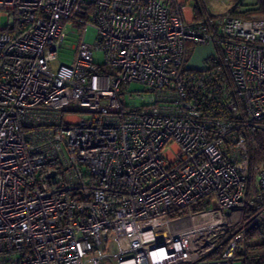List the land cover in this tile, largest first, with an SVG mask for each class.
<instances>
[{
  "label": "built area",
  "instance_id": "built-area-1",
  "mask_svg": "<svg viewBox=\"0 0 264 264\" xmlns=\"http://www.w3.org/2000/svg\"><path fill=\"white\" fill-rule=\"evenodd\" d=\"M243 9L188 21L180 0H0V264L235 260L247 209L264 221V163L247 188L264 17ZM69 22L75 55L54 70ZM189 45L210 48L206 65Z\"/></svg>",
  "mask_w": 264,
  "mask_h": 264
},
{
  "label": "trees",
  "instance_id": "trees-1",
  "mask_svg": "<svg viewBox=\"0 0 264 264\" xmlns=\"http://www.w3.org/2000/svg\"><path fill=\"white\" fill-rule=\"evenodd\" d=\"M195 19H201L207 16V11L202 0H194ZM236 15L246 19H256L264 17V2L256 0L253 7H244ZM191 46V45H190ZM249 151V176L247 180V188L249 195L255 194L254 181L257 167L264 163V131L257 130L248 136ZM208 197L197 199L189 204L186 209L201 210L209 205ZM254 209H247L244 222L249 225L245 234L244 242L238 247L235 256L240 258L242 264H264V221L250 224L248 222ZM185 211L180 210L178 213ZM227 242L222 241L220 245L211 252L208 257L220 256L225 249ZM205 264V263H197Z\"/></svg>",
  "mask_w": 264,
  "mask_h": 264
},
{
  "label": "rangeland",
  "instance_id": "rangeland-1",
  "mask_svg": "<svg viewBox=\"0 0 264 264\" xmlns=\"http://www.w3.org/2000/svg\"><path fill=\"white\" fill-rule=\"evenodd\" d=\"M217 1L219 3L223 2L224 4H226V6H228V5H232L233 3H235L236 1H239V0H217ZM240 1H241V4L243 7H248L252 3H256V0H240ZM211 10L213 13H220L221 12V11L217 12V10L214 11L213 9H211ZM0 24L1 25L6 24V18L5 17H1ZM77 28L78 27L75 24H72L70 22L65 25V30L67 32V36L65 38L64 44L62 45V47L57 52V56H56L55 60L50 62V67L52 69L55 70L60 64H69L71 62V60L73 59V57L75 55V46L77 43V39H76V35H75V31ZM84 40L93 50V61L96 62L97 64H102L103 63V51L101 50V48L96 46V30L94 27L88 26L85 28ZM192 52H193V48H191V46L189 45L187 47L188 57L192 56ZM192 60L193 59L191 58V60L189 61L190 66L201 67L200 62H197V61L193 62ZM207 62L208 61L205 60L203 62V64L206 65ZM131 88L132 89H134V88L140 89L141 87L136 83H132ZM135 103L140 104L141 101L136 100ZM100 264H116V263L111 259V257L107 256V257L102 259ZM231 264H242V261L240 258L236 257L235 260Z\"/></svg>",
  "mask_w": 264,
  "mask_h": 264
},
{
  "label": "crops",
  "instance_id": "crops-1",
  "mask_svg": "<svg viewBox=\"0 0 264 264\" xmlns=\"http://www.w3.org/2000/svg\"><path fill=\"white\" fill-rule=\"evenodd\" d=\"M184 5V14L188 21L197 20L195 19V11H194V0H180ZM202 3L206 9V11H211L213 9L214 11L217 10V12H220L223 10V8L226 6L223 2L219 3L217 0H202ZM255 3H252L249 7H253ZM204 18V17H203ZM191 48H193L192 56L189 57L188 62L193 59L192 61L200 62L201 65L205 61L206 57L210 53V48L207 46H194L191 45ZM197 66V65H196ZM193 67V66H192ZM199 68V67H194Z\"/></svg>",
  "mask_w": 264,
  "mask_h": 264
}]
</instances>
